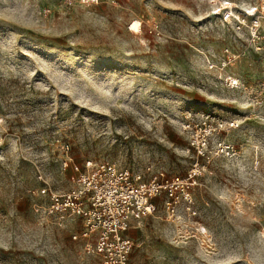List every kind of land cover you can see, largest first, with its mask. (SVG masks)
Wrapping results in <instances>:
<instances>
[{"label": "rangeland", "instance_id": "obj_1", "mask_svg": "<svg viewBox=\"0 0 264 264\" xmlns=\"http://www.w3.org/2000/svg\"><path fill=\"white\" fill-rule=\"evenodd\" d=\"M227 5L247 22L264 12L261 0H0V264H102L73 238L80 218L49 214L37 192L71 187L65 160L100 159L145 180L197 172L191 202L171 214L162 194L133 220L129 264H264V20L252 39L222 20ZM227 49L236 86L219 71Z\"/></svg>", "mask_w": 264, "mask_h": 264}, {"label": "built area", "instance_id": "obj_2", "mask_svg": "<svg viewBox=\"0 0 264 264\" xmlns=\"http://www.w3.org/2000/svg\"><path fill=\"white\" fill-rule=\"evenodd\" d=\"M261 6L264 7V0H261ZM225 8L221 12L223 21L234 22L238 29L247 26L251 38L257 37L264 12L256 14L257 7L253 12L247 10V15L253 16L247 22L237 6ZM226 51L230 56L222 60L219 71L226 72L224 80L227 84L236 86L239 79L227 73L236 54L230 53L229 49ZM219 145L221 152L230 153L229 144ZM69 163H72L71 187L57 191L45 186L37 192L48 197L46 210L49 214L80 218V231L73 238L83 240L84 250L99 255L102 264H129L134 242L128 231L133 220L157 212L156 199L162 194L165 195L163 205L172 214L180 199L192 201L191 189L197 184L195 169L184 179L171 178L161 171L145 180L141 174L120 167L110 159L86 160L82 164L70 160L64 162L66 166Z\"/></svg>", "mask_w": 264, "mask_h": 264}]
</instances>
